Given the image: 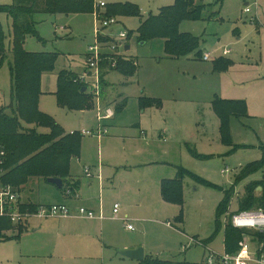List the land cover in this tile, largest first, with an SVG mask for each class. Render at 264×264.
<instances>
[{"label": "rangeland", "instance_id": "374dc122", "mask_svg": "<svg viewBox=\"0 0 264 264\" xmlns=\"http://www.w3.org/2000/svg\"><path fill=\"white\" fill-rule=\"evenodd\" d=\"M99 1L105 4L100 7V15L107 16L106 13L110 12L112 15L109 16L116 20L107 30H102L99 19L90 14L36 16L38 22L35 28L41 39L27 35L23 47L37 52L58 53L53 73L45 72L41 77L42 92L38 108L51 116L65 132H95L99 98L97 102L94 94L92 103L84 109H68L59 105L55 95L57 82L54 73L62 68L75 71L77 67H86L83 53L88 50L89 43L94 44L97 29L103 32L110 29L122 30L127 34L124 41L130 46L129 49L119 48L114 53L116 58L110 56L101 60L99 72L104 68H115L116 59L126 54L136 58L140 74L129 77L132 79L131 83L124 84L122 80L125 77L121 72H110L107 79L113 83L115 93L106 98L105 103H101V109L108 103V107L114 112L115 105L121 103L118 93L125 92L133 96L144 88L146 93L159 90L169 100L180 99L178 101L181 104L176 105L179 107V114L172 125V138L176 142L170 139L168 142H158V150L149 153L143 152L142 148L150 139L147 133L144 134L146 139H126L124 142L118 136V129L114 128V124L117 123L120 128L127 120L139 117L143 113L141 110L146 108L141 105L140 99L128 98L124 110L117 112L113 120L107 121L113 125L105 127L107 137H102L100 141L87 134L81 137L80 156L70 160L68 173L69 176L80 179L79 193L91 191L96 201L99 191L102 193L105 209L101 212L100 219L112 216L114 193L108 190H114L113 183L116 184L114 187L119 184L129 198L120 199L124 204L117 201V215L121 217L123 210L128 208L129 213L123 216V220L126 219L133 230L124 227L125 221L106 220L101 233V221H98L96 232L94 227L90 229L82 222L83 225L79 224L80 234L74 231L67 233L63 224L71 221L70 218L60 221L58 218L30 217L21 224L22 231L18 237L0 239V264H137L135 259L119 254L125 249L123 245L130 242L142 247L145 256L186 264L198 263L208 252L207 247L222 252L228 214L238 209V199L250 182L264 179V164L247 176L237 181L235 179L245 165L261 158L260 145L264 144V0H203L205 4H211L206 8L204 18H186L178 25L179 31L199 38L201 53L219 48L217 52L220 56L223 47L230 50L227 55H222V59L231 61L225 74L235 78V81H228L226 75L224 80L228 86H234V82H237L234 87L243 96L240 100L245 101L248 114L238 118L232 116L229 120L231 140L236 145L234 149L221 143L218 128H213L210 122L215 115L208 100L212 97L209 90L217 82L209 72L216 60L210 58L203 61L194 52L183 57H171L164 51L161 38L142 43L137 33L139 16L116 10L120 5L131 3L141 17H145L150 13L156 14L161 7L171 5L175 0H95L96 3ZM12 2L13 0H0V5H10ZM246 7L250 10L245 11ZM209 12H214L210 19L206 16ZM0 24L8 36L11 19L0 13ZM60 25L64 26L63 30L59 29ZM7 41L8 39L6 44ZM11 61L12 54L8 52L0 66V106L9 104L11 98ZM93 73L92 69L91 75ZM75 75L79 78V74ZM220 79L222 76H219ZM86 83L87 92L93 93L95 79L88 76ZM111 91L107 89V95ZM114 98L116 100L111 102ZM189 100L195 103L192 109ZM149 110L145 109V118L148 117ZM102 124H106L105 121ZM39 130L48 131L44 127H39ZM108 141L112 145L107 146ZM139 149L143 155L133 154ZM154 152L155 156L171 164L160 167L139 164L138 161L147 160ZM98 156H101L100 167L105 175L104 185L101 187L103 190L85 174L86 168L89 171L87 175L97 172ZM125 164L130 167L125 169ZM173 164L182 166L208 184L190 175L185 176L180 184L181 204L168 202L158 195L146 196L145 185L151 184L152 178L157 180L163 175L161 171H168L172 176L175 172ZM221 169H227V172L222 173ZM109 173L110 176L113 175L112 182L107 176ZM33 178L22 189V197L27 195L31 199L34 196L41 204L60 199L61 195L53 184L44 179ZM222 189L230 191V198L227 211L218 218L216 231L215 211L223 196ZM124 192L116 194L122 196ZM260 192V188H255V195ZM178 215L181 216V222L175 221ZM167 222L172 226L167 225ZM189 237L196 238L203 245H188Z\"/></svg>", "mask_w": 264, "mask_h": 264}, {"label": "trees", "instance_id": "16d2710c", "mask_svg": "<svg viewBox=\"0 0 264 264\" xmlns=\"http://www.w3.org/2000/svg\"><path fill=\"white\" fill-rule=\"evenodd\" d=\"M211 4H204L203 0H175L173 4L163 6L156 14H148L141 18L137 8L126 3L117 7V12L130 13L140 17L138 28V39L149 41L153 38L164 39V51L171 57H181L195 53L201 57L199 50V38L189 33L181 32L178 25L181 20L202 19L204 12ZM95 10L94 0H13L10 5H0V13H4L11 19V31L8 36L0 24V66L7 57L12 54L10 70V102L0 106V149L4 155L0 161V183L11 185L20 194L22 210H34L36 204L25 195L21 196L22 189H25L29 179H46L48 177L61 178L63 181L60 191L67 188L75 192L79 181H69V163L80 153L81 133L65 132L53 120L51 116L38 108L41 90V77L45 72H52L58 53L56 52H32L24 47L27 35L36 36L41 39L35 28L36 21L33 15L36 13L48 14H75L92 13ZM107 16L112 15L110 12ZM207 18L213 16L209 12ZM6 39H8L6 44ZM116 58L114 54H107ZM122 56L116 59L115 68L123 75H132L135 65L131 59ZM231 61L218 58L214 62V69L225 70ZM76 75L67 69H61L56 73L57 102L68 109H84L92 103L93 93L82 90L87 83L80 82ZM76 79V80H75ZM99 89L104 84L103 74H99ZM141 105H160V101L152 98H142ZM213 110L220 120V140L223 145H236L232 143L230 136L229 120L233 117L247 116V108L244 100H224L215 97ZM123 105L116 106L119 111ZM39 127L47 128L48 131H41ZM261 158L245 165L235 176L236 181L248 174L260 169L264 164V144L260 145ZM5 170V171H4ZM192 176L198 181L208 184L207 181L199 179L183 167H176L175 178L163 180L161 184V195L168 202L182 203L180 184L185 176ZM261 186L259 195L254 194L255 188ZM223 196L215 211L216 231L218 230V218L228 209L230 191L222 189ZM262 208L264 210V179L250 182L238 199V210ZM181 222V216L176 217ZM5 227L9 223L4 224ZM18 226H21L18 225ZM21 229V228H20ZM236 230L230 223L225 225V239L228 245L233 246L237 239ZM21 232L16 234L18 237ZM15 236V237H16ZM175 264H186L185 262H174ZM168 260H160L153 256H145L137 264H174Z\"/></svg>", "mask_w": 264, "mask_h": 264}, {"label": "crops", "instance_id": "0c3cea01", "mask_svg": "<svg viewBox=\"0 0 264 264\" xmlns=\"http://www.w3.org/2000/svg\"><path fill=\"white\" fill-rule=\"evenodd\" d=\"M94 3H95V6H97L96 8H98V9H95L94 12H92V13H75V14H82V15L83 14H90L92 17H93V15L96 16V19H97L98 18L97 17V13H102V12L99 11L100 10V7L98 6V4L100 3V1H99V3H96L95 0H94ZM203 3L205 4L204 1H203ZM245 4H247V2H245ZM212 13L214 14V12H212ZM40 14L41 15H45V14H48V13H36V14H34L33 17H34V20L36 22H38V19H37L36 16H38ZM58 14H63V13H58ZM64 15H68V14H64ZM141 18H144V17H141ZM139 19H140V17H139ZM92 24L94 25V20H93ZM56 28H57V25H56ZM59 29L60 30H63L64 29V26L63 25H60L59 26ZM110 30H112V29H110ZM234 32H236V31H234ZM95 40H96V37H95ZM161 40H162V44H163V48H164V39L161 38ZM236 40H238V38ZM94 43H95V41H94ZM142 43H145V42L142 41ZM89 45H91V44L89 43ZM125 45H128L126 43V41H125L124 46ZM218 49L219 48H217V49L214 48V49H211L210 51H208L206 53H210L211 54V58L213 60H217L218 58H222V50L223 49H229V48L223 47L221 49L220 56H218V54H219L217 52ZM27 51H32V50H27ZM104 51L106 52L107 50H104ZM32 52H37V50H33ZM41 52H45V51H41ZM86 52L87 51H85L83 53V56L85 55ZM202 54H205V53H202ZM124 55L127 56L126 59H131L133 61V64L136 67L135 68V71H134V73L132 75H122L123 77H125V79H123L122 82L124 84H128V83H131V80H132L129 77H133L134 75H138L139 76L140 73L138 74V68L139 67L137 65L136 58L131 57V56H128L126 54H124ZM200 59H201V57H200ZM203 61H208V60H203ZM85 68H86L85 66H84L83 69L80 68V67H77V70L72 71V72H74L75 74H79L80 75V74L83 73V71L85 70ZM62 69H65V68H62ZM59 70H61V69H59ZM113 70L118 71L116 68H104L101 72H99V73L103 74L104 84H103L102 88L99 89V94L98 95H95V97L97 99V102H98V98L100 100V102L97 103V108H98V110H97V116H96L97 122H98L96 124L97 129H96L95 132H88V133H86L87 131H84V130L83 131H80L81 135L82 136L83 135H86V134L87 135H91L92 137H96L98 139V141H100V139L102 137H104V136L107 137V129L105 127L106 126H113V125H110L107 121L113 120L114 118H116V113L117 112L121 111L122 109L124 110V106H126V102H127V99L128 98L133 97L135 99H140V100L142 98H152V99L159 100L160 101V105H149V106H146V108H144V109L141 110V112H143V113H141V115L139 117H134V118H132L130 120H127L126 123L124 124V126H122V127L120 126V128L117 127V123L114 124V128L118 129L117 130V132L119 134L118 136L120 138H122L124 140V142H125L126 139H128V140H131V139H134V138L146 139V137L144 136V134L147 133L148 134V137L150 139H149V141L145 142V145L142 148L144 150L143 152L146 151L148 153L150 151L158 150L157 149V147L159 146L158 145V142H161V141L162 142H168L167 141L168 139H170L172 141H175L172 138V134H174V130L172 129V125L174 124V121L176 119L177 114H179V112H178V108L179 107H176V105L177 104L178 105L181 104L180 103L181 101H178L180 99H174V100L170 99L169 100V99H167L168 96L165 95L163 92H161L159 90L158 91H154L153 90V91H149V93H146L145 92L146 89L144 88V89H141L140 92L134 93L133 96H130V93H125V92L118 93L117 94L119 96L118 99L121 100V103H117L115 105L114 112L112 111V109H110L108 107V103L106 105L105 104L104 105L102 104L103 107L104 106L105 107H104V109H101V103L102 102L105 103V100H107L106 98L110 97L112 93H115V91L113 89V83L110 82L107 79V75L110 72H112ZM225 70H227V69H225ZM225 70L217 71V70L214 69V65H213V67L211 68V70L209 72L210 75H214V76H212V78L215 79V81L217 82V84H212L213 89L211 91L209 90V92L211 93V96L212 97L209 98L208 100H210V105H211L213 114L216 117V118L214 117L213 121H210V122H211L213 128H218L219 139H220V129H219V127H220V120H219L217 114L213 110L212 103H213L214 98L215 97H219L220 99H224V100H240L241 98H243V96L241 95L240 91L236 87H234L237 82H234V86H228L227 85V82L224 80V77H225L224 75H226L225 73H227L228 70L227 71H225ZM58 71H56L54 73L55 76H56V73ZM51 73H53V72H51ZM218 75L219 76H222V79L219 80V76ZM226 76L228 77V81H230V82L231 81H235V78H232L231 76H228V75H226ZM85 87L87 89V86H85ZM107 89L112 90L109 95H107ZM113 100H116V99L115 98L112 99L111 102H113ZM171 101H173V102H171ZM99 103H100V105H99ZM114 103H116V101H114ZM189 103H190V109H192L191 108L192 106L194 108L195 103L192 102V100H189ZM118 105H123V106H122V108L119 111H116V106H118ZM107 109H108V112L111 113V115L109 117L104 118L101 121H99L98 115L101 114V113L102 114L106 113L105 110H107ZM145 109H150L149 112H148V117L147 118H145V115H146ZM201 119H202V117H201ZM103 121H105L106 124H102ZM206 127L207 126H205V128ZM81 142H82V139H81ZM82 144H84V143H82ZM98 144H99V142H98ZM110 145H112V143L110 141H108L107 142V146H110ZM80 152H81V146H80ZM133 154L139 156V155H143L144 153H142V151L139 149V150H136ZM79 156H80V153H79L78 157ZM78 157H74V158H78ZM100 157L101 156H98V159L96 161L97 166H98L97 167V170H96L97 172L96 173H90V175H87L86 173L85 174H86V177L88 179L95 180V182L97 183V185L101 188L104 185L103 180H104V176L105 175L103 174V168L100 167V165L102 164L101 161H100ZM149 157L150 158H148L145 161L144 160L138 161L139 164H141L143 166H154V167H160V166L165 165V164H169V165L171 164V163H169V161H165V159H161V158L155 156V152L152 153V157L151 156H149ZM172 166L175 169V172L173 173L172 176L170 174H168V171L167 172L161 171L163 175H161L159 178H157V180H155L156 178H154V179L152 178L151 179L152 183L145 185V194H146V196H149V197L150 196H153V197L156 196L157 197V195H158V196H160V198H162V195H161V184H162V181L163 180H169V179L175 178V175H176V167H178L180 165L173 164ZM123 167L126 169V168L130 167V165L125 164V165H123ZM180 167H182V166H180ZM107 176H108L109 180L111 179V182H112L113 175L110 176V173H109ZM68 180L71 181V182H73L75 180L76 181H79V186L75 190V192L72 191L71 194H66L65 191L64 192H61L60 191V188L56 187L53 184L56 187L57 191L60 193L61 196H60V199L55 200V201H52V202H47V204L48 203H50V204L51 203H62V204H65L73 212L72 216H67V217H47V218H58L59 220L60 219L70 218L71 221H68V222L65 221V224H63V226L66 228V232L67 233H70V232H73L74 231V232L80 234L81 227L79 226V224L83 225L82 222L83 223L85 222L86 223L85 225H87L90 229H92L94 227V230L96 232L97 225H98V221H101L100 224H99V231H100V233L102 232V229H103V226L102 225H103V223H105L104 221H106V220H110V221H113V220L125 221L124 227L126 228V224H128V222H126L125 219L123 220V218H124L123 216H125L127 213H129L128 210H127L128 208L125 209V210H123V214L120 217L117 214H113V207H112V216L111 217H106L104 219H100L102 217L101 212L102 211L104 212V209H105L102 193L99 191V193H98V200L96 201L94 199V195H92L91 191H88L87 190L85 192L79 193V188H80V185H81V181H80L79 178H74L72 176H69L68 177ZM115 185L116 184L113 183V187H112L115 191L114 190H108V191L114 193V203H113V206H114V204L117 203V201H121L122 202V200H126V199L129 198V195L127 194V192H124V190L122 189V187L119 184L117 185V187H114ZM101 189L103 190V188H101ZM157 191H158V193L156 194ZM116 192H120V193L124 192V194L122 196H120L121 194L118 195V194H116ZM120 199H122V200H120ZM31 201L33 203H35L36 205H40L41 204L40 203L41 201L35 200V197L34 196L31 197ZM47 204H45V205H47ZM122 204H124V203L122 202ZM79 207H84V208H86L88 210H92L96 214V216L94 218H87V217L78 216L77 211H78V208ZM118 214H119V210H118ZM35 218H39V217H35ZM83 218H86V220H82ZM175 221L177 222V219ZM166 224L169 225V226H172L169 222H167ZM21 227L22 226H16V227H14L15 234L12 235V237H15L16 234L19 233V231L20 232L22 231V228ZM175 228L177 230H179L180 232L183 233V230L180 229L179 227L176 226ZM135 247H137V245H136V243H133V242L126 243V244L123 245V248H125V249H131V248H135ZM144 257H145V253H144ZM174 262H181V261H174ZM137 263H138V261H137Z\"/></svg>", "mask_w": 264, "mask_h": 264}, {"label": "built area", "instance_id": "2783aa9c", "mask_svg": "<svg viewBox=\"0 0 264 264\" xmlns=\"http://www.w3.org/2000/svg\"><path fill=\"white\" fill-rule=\"evenodd\" d=\"M105 4L100 2L99 7H103ZM97 6H95V9ZM248 7L245 11H249ZM95 11V10H94ZM101 13H97V17L102 26V30H107L111 25L116 23V20L110 16H101ZM97 29L95 32V43L88 46V50L84 55L86 61V69L77 78L81 82H87V77L92 76L95 79V90L93 94H99V62L104 58L110 57L107 54H114L119 48H123L125 44V38L127 34L122 31L110 30L103 32ZM104 50H107L106 52ZM229 49H223L222 55H227ZM211 58L210 53L202 54V60H209ZM94 70L91 75V70ZM106 113L99 114L98 119L101 121L111 115L108 109ZM88 133V132H86ZM4 155V151L0 149V161ZM222 173H226L227 169H221ZM85 173L89 174L88 169H85ZM66 194H71V189L65 190ZM22 201L20 200V194L16 189H13L10 185H3L0 183V239L11 237L15 234L14 227L22 224L30 217H67L72 216L71 209L62 203L40 204L36 205L34 210L20 208ZM119 210V204L116 203L113 206V214H117ZM78 216L94 218L96 214L92 210H88L84 207H79L77 211ZM126 220V219H125ZM231 227L236 230L237 239L233 246L227 244L225 239V226L223 237V250L222 252H216L213 249L208 251L203 259L198 263L192 264H264V210L262 208H252L248 210H234L228 214V221ZM226 222V223H227ZM9 223L8 227L4 224ZM226 225V224H225ZM10 227V228H9ZM126 228L133 229L131 224H126ZM13 229V230H12ZM188 245L202 244L194 237L189 238ZM203 245V244H202Z\"/></svg>", "mask_w": 264, "mask_h": 264}, {"label": "water", "instance_id": "95a60500", "mask_svg": "<svg viewBox=\"0 0 264 264\" xmlns=\"http://www.w3.org/2000/svg\"><path fill=\"white\" fill-rule=\"evenodd\" d=\"M129 48L128 45L124 46V50H127ZM86 87L83 86L82 90H85ZM47 182L54 184L56 187L60 188L63 185L62 179L57 177H48L46 179ZM257 188L261 189V186H258ZM120 255L129 257L131 259H135L137 261H142L144 259V251L143 248L138 246L131 249H123L119 252Z\"/></svg>", "mask_w": 264, "mask_h": 264}]
</instances>
